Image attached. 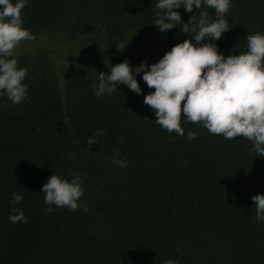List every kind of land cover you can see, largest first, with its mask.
Here are the masks:
<instances>
[{"label": "trees", "instance_id": "obj_1", "mask_svg": "<svg viewBox=\"0 0 264 264\" xmlns=\"http://www.w3.org/2000/svg\"><path fill=\"white\" fill-rule=\"evenodd\" d=\"M155 3L28 0L21 10L32 35L63 34L76 43L54 53L16 50L17 67L27 70V99L13 105L0 97L7 105L0 106V264H264V221L255 219L250 199L264 194V157L250 141L225 140L183 118L185 133H197L191 142L167 132L142 102L153 91L142 73L134 77L140 95L125 85L93 95L96 73L117 62L116 47L154 25ZM199 11L215 19L202 6L181 22L191 28ZM224 18L230 28L214 42L217 51L238 55L248 35L264 34V0H231ZM89 34L101 35L104 58L97 46L77 43ZM193 35L176 25L161 33L159 46L165 53ZM97 129L103 135L86 146ZM114 150L127 167L110 162ZM73 172L87 212L46 214L41 185ZM14 191L23 196L18 204ZM13 209L25 223L9 222Z\"/></svg>", "mask_w": 264, "mask_h": 264}, {"label": "clouds", "instance_id": "obj_2", "mask_svg": "<svg viewBox=\"0 0 264 264\" xmlns=\"http://www.w3.org/2000/svg\"><path fill=\"white\" fill-rule=\"evenodd\" d=\"M27 2L0 0V97L13 105L27 99V86L23 83L27 70L18 68L16 60V49L22 42L34 38L22 26L20 16ZM181 6L185 12H191L193 7L211 8L216 16L210 20L206 12L199 11L200 19L189 28V20L182 23L179 12L174 11ZM230 7L231 0H156L153 24L157 30L164 32L179 25L181 32L194 33L191 42L185 39L175 44L157 62L147 66L142 61L130 67L127 60L110 65L107 74L96 73L97 83L91 85L93 95H110L117 91V85H125L140 95L141 89L134 77L142 73L141 80L153 89L144 95L142 102L149 106L155 123L161 128L178 136L186 135L191 142L197 133L190 129L185 133L181 127L183 118L184 124H196L225 140L242 137L251 142L256 156L264 157V34L248 35L246 50L238 55L219 53L214 42L230 28L224 18ZM124 46L125 43L116 48L122 50ZM100 135L103 130H95L86 139V146L96 144V137ZM109 159L117 167L128 166L118 150ZM40 192L46 214L62 207L87 212V205L80 199L83 188L78 172H73L69 180L52 174L41 185ZM22 199L20 192L11 193L12 202L18 204ZM250 199L254 203L255 219L264 221V194H255ZM13 212L16 214L8 217L10 223L26 222L21 211L13 209Z\"/></svg>", "mask_w": 264, "mask_h": 264}, {"label": "rangeland", "instance_id": "obj_3", "mask_svg": "<svg viewBox=\"0 0 264 264\" xmlns=\"http://www.w3.org/2000/svg\"><path fill=\"white\" fill-rule=\"evenodd\" d=\"M174 11H178L180 16L186 13L182 6L179 9H174ZM161 33L162 32L158 31L155 25H152L145 30L138 31L134 34L129 35L122 42V44L125 43L124 48L122 50H119L118 56L114 58L117 61L116 64L127 60L128 65L130 67H133L138 66L142 61L146 66L148 64L157 62L164 54L159 46V38L161 36ZM33 37L34 38L31 41L22 42L16 50H31V52H47L50 50V52L54 53L55 51H60V49H65L66 47L73 46L76 43L71 38L63 34H38L33 35ZM77 43H80V46H83L87 50H90V48L97 46V55L103 57L102 52L104 49L101 35L89 34L83 36L77 41ZM78 52L81 54L83 53L82 50H78ZM57 61L61 60L58 59ZM110 65L115 64H109L108 66H105L104 70L108 71Z\"/></svg>", "mask_w": 264, "mask_h": 264}]
</instances>
